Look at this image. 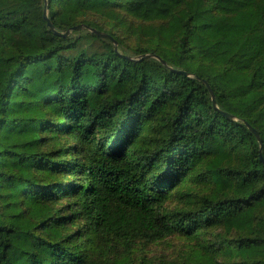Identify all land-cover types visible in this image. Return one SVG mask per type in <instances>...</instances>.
<instances>
[{"label": "trees", "instance_id": "16d2710c", "mask_svg": "<svg viewBox=\"0 0 264 264\" xmlns=\"http://www.w3.org/2000/svg\"><path fill=\"white\" fill-rule=\"evenodd\" d=\"M249 125L264 0H0V264H264Z\"/></svg>", "mask_w": 264, "mask_h": 264}, {"label": "water", "instance_id": "95a60500", "mask_svg": "<svg viewBox=\"0 0 264 264\" xmlns=\"http://www.w3.org/2000/svg\"><path fill=\"white\" fill-rule=\"evenodd\" d=\"M44 18H45V20L47 21L49 27H50L52 30L55 31V26H54L53 22L51 21V19H50L49 16H48V11H47V5H46V4H45V8H44ZM81 27L89 28L91 31H93L94 33H96V34L99 35V36L108 37V38L112 39V40L115 42V44L117 45V41L113 38V36H112L111 34H109V33H107V32H104V31H101V30H98V29L93 28V27H88L87 25H82V24H81V25H77V26H75L74 28H75V29H80ZM66 34H68V33H66ZM144 56H154V57H156V58L162 60L164 63H166V61H165L164 59H162L159 55L154 54V53H148V54H146V55H144ZM185 73L188 74V72H185ZM205 83L207 84V86H208V88H209V90H210V92H211L212 99H213V103H214V105L217 107V101H216L215 93H214V91L212 90L210 84H209L207 81H205ZM227 115H229V116L231 117L230 114L227 113ZM249 126H250L251 130L254 132V134L256 135V137L258 138V140H259V142H260V156H261V160L264 162V156H263V154H262L263 142H262V139H261L260 133H259L258 130L255 129L253 126H251V125H249Z\"/></svg>", "mask_w": 264, "mask_h": 264}, {"label": "rangeland", "instance_id": "374dc122", "mask_svg": "<svg viewBox=\"0 0 264 264\" xmlns=\"http://www.w3.org/2000/svg\"><path fill=\"white\" fill-rule=\"evenodd\" d=\"M183 241L180 240L178 237H173L168 239L165 242H160L153 244L147 248V256L150 257L153 256H162V255H173L177 253L178 251L184 247Z\"/></svg>", "mask_w": 264, "mask_h": 264}]
</instances>
